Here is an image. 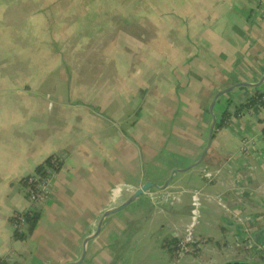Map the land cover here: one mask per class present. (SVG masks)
Segmentation results:
<instances>
[{"label": "crops", "instance_id": "0c3cea01", "mask_svg": "<svg viewBox=\"0 0 264 264\" xmlns=\"http://www.w3.org/2000/svg\"><path fill=\"white\" fill-rule=\"evenodd\" d=\"M178 5L205 12L181 29L175 17L172 58L157 41L118 46L110 16H101L92 48H77L72 67L52 42L32 47L27 62H14L15 49L6 53L13 63L0 57V258L68 264L85 248L77 264H263L251 249L264 252V108L233 116L215 132L204 161L183 168L201 157L214 116L264 90V0ZM49 26L51 36L52 14ZM62 151L51 193L34 210L39 222L16 240L12 214L29 208L24 177ZM175 168L184 171L166 189L106 216L92 237L106 211L147 181L164 184ZM179 232L208 240L196 254L172 259L162 242Z\"/></svg>", "mask_w": 264, "mask_h": 264}, {"label": "rangeland", "instance_id": "374dc122", "mask_svg": "<svg viewBox=\"0 0 264 264\" xmlns=\"http://www.w3.org/2000/svg\"><path fill=\"white\" fill-rule=\"evenodd\" d=\"M174 1L184 4L189 2V0H0L2 21L0 57L15 49L19 50L20 54L14 62H27L25 59L32 47H45L52 42L53 50L59 48L63 52L64 60L72 67L78 57L77 48L82 46L92 48L94 40L101 36L100 30L96 28L102 21L101 16H110V21L115 22L120 32L118 37L112 38L118 46L146 47L157 41L165 48L167 57L172 58L176 54L177 43L176 37H173L174 31H177L175 17L178 20L177 29H181L182 23L197 19L205 12L204 7L174 6ZM50 14L54 27L51 36ZM38 26L43 29L42 33ZM103 37L111 38L108 30L104 31ZM30 56L32 59L35 57ZM12 58V55L6 54V63H13ZM126 58L135 63L136 55L127 53Z\"/></svg>", "mask_w": 264, "mask_h": 264}, {"label": "built area", "instance_id": "2783aa9c", "mask_svg": "<svg viewBox=\"0 0 264 264\" xmlns=\"http://www.w3.org/2000/svg\"><path fill=\"white\" fill-rule=\"evenodd\" d=\"M66 159V152H57L51 155L43 164L41 170H34L30 174L24 177L23 188L27 194L29 208L26 210H37V207L43 204L51 193L52 180L55 174L60 170ZM42 171V172H41ZM155 195L160 194L157 191H153ZM164 193V191L162 192ZM201 193H195L193 197V205L197 208L199 204V197ZM202 196V195H201ZM153 197V196H152ZM218 203L223 204V200L220 195H215ZM15 211L12 214V224L16 230L27 231V225L25 223V213L27 211ZM175 255L178 257L196 254L198 250L207 242V237L193 234L192 232H179L175 236ZM241 252H244L243 248H239ZM10 264H13L9 256L2 257Z\"/></svg>", "mask_w": 264, "mask_h": 264}, {"label": "trees", "instance_id": "16d2710c", "mask_svg": "<svg viewBox=\"0 0 264 264\" xmlns=\"http://www.w3.org/2000/svg\"><path fill=\"white\" fill-rule=\"evenodd\" d=\"M231 106H232V103L231 102L228 103V106L225 109V111L222 113L220 119L217 120L215 132H217L222 127L228 125L230 119L233 116L244 114L245 112L252 109L254 106H261L264 108V90L256 87L255 90L250 95H248L243 102L235 106L233 110L231 109ZM263 137H264V128H263ZM45 161H43L37 167V170H41V168H43L42 164ZM40 217H41V214L39 212H35L34 210L27 211L25 213V223L27 225V231L16 230L13 235L14 238L16 240L26 239L36 227L37 223L40 220ZM175 241H176L175 237L167 235L164 237L163 242H162V247L168 250L172 259H175L174 258L175 257ZM251 250L256 255V259H259L264 264V252L257 248L256 249L252 248ZM235 261H238V260H235ZM0 264H10V263L0 258ZM13 264H21V263L14 262Z\"/></svg>", "mask_w": 264, "mask_h": 264}, {"label": "water", "instance_id": "95a60500", "mask_svg": "<svg viewBox=\"0 0 264 264\" xmlns=\"http://www.w3.org/2000/svg\"><path fill=\"white\" fill-rule=\"evenodd\" d=\"M264 79V77L262 78V80ZM261 80V81H262ZM261 84V82L259 83H256L255 86H259ZM223 92H220L217 96H219L220 94H222ZM217 118L214 116L213 118V122H212V125H211V129H210V132H209V138H208V143H207V146L205 148V150L203 151L201 157L199 158V160L197 162H195L194 164H192V166L188 167V168H183L184 170H189L193 167H196L198 165H200L203 161H204V158L208 152V150L210 149L211 145H212V142H213V138H214V134H215V129H216V123H217ZM184 170H180L178 168H175L171 171L167 181L162 184V185H159V184H155L153 182H150V181H147L145 182L139 189H137L133 194H131V196H129L122 204H120L119 206L113 208L112 210H108L106 211L100 221H99V224L97 226V229L95 231V233L93 234L92 237H94L95 235H97L100 230H101V226H102V223H103V220L106 216H109V215H112L114 213H117L119 211H121L122 209L126 208L129 204H131L134 200H136L138 197H140L141 195H143L144 193H147L153 189H158V190H164L168 187L169 183L171 182L173 176L175 173H177L178 171H184ZM92 237H88L85 241V244L92 238ZM86 255V252H85V248L83 250V255H82V258L76 262V263H68V264H77V263H80L83 258L85 257ZM227 264H256V263H253V262H250V261H246V260H238V261H230L228 262Z\"/></svg>", "mask_w": 264, "mask_h": 264}]
</instances>
